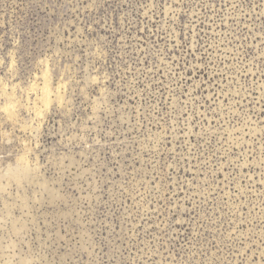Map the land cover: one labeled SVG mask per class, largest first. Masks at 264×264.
Here are the masks:
<instances>
[{
	"label": "rangeland",
	"instance_id": "1",
	"mask_svg": "<svg viewBox=\"0 0 264 264\" xmlns=\"http://www.w3.org/2000/svg\"><path fill=\"white\" fill-rule=\"evenodd\" d=\"M0 264H264V0H0Z\"/></svg>",
	"mask_w": 264,
	"mask_h": 264
},
{
	"label": "bare ground",
	"instance_id": "2",
	"mask_svg": "<svg viewBox=\"0 0 264 264\" xmlns=\"http://www.w3.org/2000/svg\"><path fill=\"white\" fill-rule=\"evenodd\" d=\"M47 91V90H46ZM47 93V92H46ZM45 96H46V94H45ZM47 96H49V94L47 95ZM46 98V97H45Z\"/></svg>",
	"mask_w": 264,
	"mask_h": 264
}]
</instances>
